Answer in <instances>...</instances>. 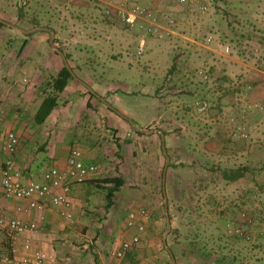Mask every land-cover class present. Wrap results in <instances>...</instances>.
Here are the masks:
<instances>
[{"label": "rangeland", "instance_id": "rangeland-1", "mask_svg": "<svg viewBox=\"0 0 264 264\" xmlns=\"http://www.w3.org/2000/svg\"><path fill=\"white\" fill-rule=\"evenodd\" d=\"M131 12L134 23L126 20ZM0 17L13 23L0 37L5 56L28 40L16 64L4 61L14 73L3 77L8 95L0 93L2 130L20 120L31 136L19 142L45 158L28 173L56 165L49 142L96 152L100 174L90 181L101 213L108 198L95 181L119 172L113 161L120 158L107 121L141 127V149L122 166L135 186L117 193L125 196L117 214L79 239L90 258L82 264H108L113 242L127 233V210L139 207L149 215L146 240L128 264L141 261L142 244L151 249L143 258L172 249L175 264H264V0H0ZM49 52L61 56L59 66L64 53L74 56L66 62L81 89L70 80L47 122L37 124L42 89L57 72L42 67L38 53ZM240 166L244 177H223ZM10 243L0 230L1 255Z\"/></svg>", "mask_w": 264, "mask_h": 264}, {"label": "crops", "instance_id": "crops-1", "mask_svg": "<svg viewBox=\"0 0 264 264\" xmlns=\"http://www.w3.org/2000/svg\"><path fill=\"white\" fill-rule=\"evenodd\" d=\"M0 20L5 22L4 27L0 31V37L1 33L6 30V27L13 26L12 21H8L7 19H3L0 17ZM27 32V31H26ZM111 36V35H110ZM25 40V39H24ZM27 40V39H26ZM28 41V40H27ZM28 46V43H27ZM26 49V48H25ZM11 52L14 54L12 55ZM18 52L9 50L7 52V55H4V52L0 51V93L2 98H4L6 95H8V87L3 82V77L7 76L9 78V75L13 74L14 72L13 67L10 68V70H7L6 68V62L10 58H14V64L17 63V54ZM55 53V52H54ZM39 58L41 59L42 67L44 68H50L51 65H57L55 69L58 71L61 67L59 66V60L61 58L60 55H52L50 52L45 56L42 53H38ZM69 58H74L73 55L67 54ZM64 55V56H65ZM27 57H31V55H28ZM10 61V60H9ZM38 64V63H36ZM33 68V67H32ZM74 68V67H73ZM75 69V68H74ZM34 84L39 83V79H33L32 80ZM79 82V83H78ZM80 80L78 81L77 76L75 75V78L72 79L71 85L76 88V90L81 89ZM67 88V87H66ZM65 88V90H66ZM11 97V96H10ZM14 98H17V96H13L12 99L14 101ZM51 115V114H50ZM50 117V116H49ZM48 119V118H47ZM114 120V119H113ZM13 122V121H12ZM10 122V123H12ZM47 122V120L45 121ZM108 125L110 127H113L117 130L116 141L118 142L117 145L120 146V158L118 161H113L114 159L112 157H107L111 162L113 161L118 167L119 172H109L104 175V177H110V176H122L124 178V184L120 187L118 191H116L115 195L113 196V205L110 208H106V204H102L100 207L101 213L97 212V202H98V192L94 190V187L91 184L90 180H94L99 177V171L94 172L90 174L87 181H85L82 184H73L70 188V198L72 200V207L71 212L73 214V222H70L69 220L63 218L60 216L58 209L53 207L51 204H49L48 208H46L45 211L41 212L37 209H33L28 206V200H19L15 198H7L3 194V189L0 184V197H1V205L4 209V211L12 217H16L24 222H31L35 221L38 224L37 229L34 232H28L25 234V237H30L32 241V245L35 249H39L42 251H45L48 255V258L44 260L42 263H38L35 261V259L32 257L31 262L29 264H82V260L90 259L87 258V256L83 255V251L87 248L88 244L85 243L83 245V248L78 245L79 239H82L84 236L88 235V232L90 228L93 226V228L98 229L104 226L105 222L108 220V217L111 216L110 214H117V211L120 210L122 199H124L125 196H119L117 197V193L121 192L123 188L125 187H132L134 188L135 184L132 185V183L128 182L125 178V174L122 170L123 163H128L130 160L128 158L130 155L136 158L137 152L136 149L137 146H140L141 149V127L140 126H132L128 121L125 120H114V122L107 121ZM45 124V123H43ZM133 128V131H130V129ZM13 130L16 132V134L19 136L24 135L25 139L27 140L30 138L31 133L29 131H24L23 127L20 124V120H15V123H13L12 127H9L7 125L6 129L2 130V125H0V145L3 144L7 138V132ZM143 130V129H142ZM125 134L128 137H125ZM144 134V133H143ZM46 142V141H45ZM126 148V149H125ZM70 148H63V147H52L51 143H48L46 151L50 152L51 158H54L56 161V165L58 167H65L67 165L68 157L70 154ZM126 150V151H125ZM45 151V149H44ZM152 154V155H151ZM149 157L151 159V163H156V157L157 154L154 151L150 152ZM39 155L31 152L29 148L27 147L26 143H23L21 140L18 144L17 151L14 155V160L16 165L20 168V170L23 172L25 177H37L42 179L44 172L47 170V168H41V173L35 175L34 173H28L30 169H38L42 165L43 157H38ZM83 156L85 159V162L90 164H95L93 161L95 158H97V153L94 151L86 152L83 151ZM107 156V154H106ZM153 157V158H151ZM2 157L0 156V159ZM151 164V165H152ZM43 169V170H42ZM138 172L141 174V169L139 167ZM102 185L105 186H111V184H105L102 183ZM105 189V188H104ZM141 189V185L139 187ZM106 190V189H105ZM127 196V195H126ZM132 196L129 195L127 198L128 200H132ZM50 200V197H48V201ZM50 203V202H49ZM133 208H129L127 210V214L125 218L122 221V227L124 228V234L127 232V229L125 228L126 219L128 217V213ZM41 216H44L43 218ZM103 219H100V218ZM84 229V230H82ZM145 231L142 234L141 241L139 243H144L142 240H146L145 237ZM144 235V237H143ZM11 238V237H10ZM24 238H18V239H12L10 245L3 246L4 249L7 251L8 254L14 255L17 257H21L27 253V251L23 247ZM88 241V238H86ZM122 241V240H121ZM121 241L119 242H113L114 244V250L120 245ZM150 244V243H149ZM139 245V244H138ZM139 248V247H138ZM136 247V249H133L129 251L124 258L128 259L130 256V253L134 254V250L137 252L139 249ZM150 248L142 244L141 246V255H137L136 258H139L141 256V261L138 264H174L175 259L173 258V252L172 249H168V254L162 255L160 252L158 253L155 251V255L152 258H143V255L145 253L150 252ZM113 253L110 256L111 258L108 261V264L111 263L113 258ZM177 257V255H176ZM126 261L125 263H128ZM133 263H136L133 259ZM0 264H3L0 260Z\"/></svg>", "mask_w": 264, "mask_h": 264}, {"label": "built area", "instance_id": "built-area-1", "mask_svg": "<svg viewBox=\"0 0 264 264\" xmlns=\"http://www.w3.org/2000/svg\"><path fill=\"white\" fill-rule=\"evenodd\" d=\"M144 12L145 9L141 8V13ZM135 18L136 13L131 12L126 20L134 23ZM18 144V135L15 131L10 130L7 132L5 142L0 145V156L2 157L0 159V184L4 196L28 200L29 207L41 212L45 211L51 204L58 209L61 217L73 222L72 200L70 198L71 185L84 183L90 174L96 172L97 165L85 162L82 149L79 146H73L65 167L54 166L47 169L40 180H35L32 177L27 178L14 160ZM48 197H50L49 201ZM148 219V212L143 207L132 209L128 213L125 223L127 233L120 245L114 250L110 264H128L125 263L124 258L129 251L139 244ZM37 227L38 224L35 221L24 222L9 216L0 202V230H4L12 239L24 238L25 234L34 232ZM23 247L27 251L25 255L17 257L10 254H0V260L3 264H29L32 257L38 263H42L48 258L45 251L33 247L29 236L24 238Z\"/></svg>", "mask_w": 264, "mask_h": 264}, {"label": "trees", "instance_id": "trees-1", "mask_svg": "<svg viewBox=\"0 0 264 264\" xmlns=\"http://www.w3.org/2000/svg\"><path fill=\"white\" fill-rule=\"evenodd\" d=\"M4 25H5V22L0 20V31ZM27 43L28 41L26 39L23 40L18 50V53H17L18 56H20L23 53L24 48L26 47ZM66 59L70 61V58L67 55H65L64 63L62 67L56 72V75L51 80L47 81L46 87L42 89V91L44 92V96L34 115V121L37 124L45 123V121L50 116V114L54 111V109L58 107L60 94L65 90L70 80L75 78V75L73 72L74 68L73 66L68 65V63L66 62ZM173 68L175 67L173 66ZM89 95L90 96L86 101V105L90 108L91 98H93L96 94L89 90ZM246 171H247V167L240 166L237 168L224 169L222 171V175L225 179L229 181H235V180H238L244 177V175L246 174ZM95 182L99 184H102V183L111 184V186H105L106 197L108 198V201L105 207L107 209L110 208L113 205V200H112L113 196L115 195L116 191H118L120 187L124 184V178L122 176H110V177H104L103 179H98ZM173 258L176 260L175 262L178 263L176 254L174 252H173ZM206 258L207 259L211 258L210 253L206 255Z\"/></svg>", "mask_w": 264, "mask_h": 264}, {"label": "water", "instance_id": "water-1", "mask_svg": "<svg viewBox=\"0 0 264 264\" xmlns=\"http://www.w3.org/2000/svg\"><path fill=\"white\" fill-rule=\"evenodd\" d=\"M175 264V263H174Z\"/></svg>", "mask_w": 264, "mask_h": 264}]
</instances>
